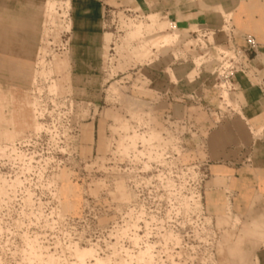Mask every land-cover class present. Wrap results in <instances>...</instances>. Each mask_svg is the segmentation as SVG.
<instances>
[{
	"label": "rangeland",
	"instance_id": "374dc122",
	"mask_svg": "<svg viewBox=\"0 0 264 264\" xmlns=\"http://www.w3.org/2000/svg\"><path fill=\"white\" fill-rule=\"evenodd\" d=\"M75 6V0L47 1L35 62L0 59V264H254V252L264 243V219L241 213L227 181L210 171V164L224 162L220 154L210 159L201 132L183 111L176 116L167 110L199 101L206 91L228 111L212 88L214 79L198 80L213 65L202 63L204 30L225 47L241 46L235 36L227 42V16L214 26L193 25L174 34L166 17L127 13L119 5L111 6L112 15L107 8L106 39L114 49L108 51L107 44L100 105L68 100L52 109L44 93L39 103L33 93L54 82L66 97L72 87L63 40L70 42V29L64 31ZM161 34L171 37L154 44ZM145 63L167 70L172 86L160 91ZM184 69L195 90L188 97L175 87L180 81L174 73ZM226 103L237 108L232 98ZM37 104L48 120L42 139L33 135ZM215 111L214 122L223 128L227 113ZM21 114L28 124L15 134L12 119ZM91 121L86 138L83 126ZM65 128L67 139L61 141ZM151 129L159 138L140 141L153 135ZM236 146L229 147L233 156ZM83 249L89 252L82 256Z\"/></svg>",
	"mask_w": 264,
	"mask_h": 264
},
{
	"label": "crops",
	"instance_id": "0c3cea01",
	"mask_svg": "<svg viewBox=\"0 0 264 264\" xmlns=\"http://www.w3.org/2000/svg\"><path fill=\"white\" fill-rule=\"evenodd\" d=\"M47 1L0 0V59L25 65L35 62L43 38ZM75 3L77 6L70 18L68 50V73L72 87L67 95L92 106L100 105L102 101V89L98 84L104 74L107 44L108 51L111 48V42L106 39L109 32L104 14L111 6H131L146 17H166L176 21L180 31H187L193 25L211 27L218 19L227 16L226 20L239 45L245 46L246 35L256 39L258 49L246 60V70L234 76L232 99L237 108L235 112H226L228 122L223 128L214 122L212 110H216L217 106L211 96L207 97L206 91L199 98L200 102L188 99L178 109L174 104L167 110L176 116L177 110L183 111L186 119L201 132V143L205 144L210 159H213L211 154H220L219 159L224 162L210 164V171L217 180L227 181L234 193V204L241 209V213L264 219V0H75ZM159 36L154 38V44H158L164 34L161 39ZM59 63L65 64V59ZM143 66H146L144 69L150 72L160 91L172 86L167 70L149 63ZM184 71L181 70V75L174 73L180 81L175 87L189 96L195 90L186 83L189 72ZM198 80L206 82L212 78L204 73ZM204 111L207 118L204 114L200 118L199 113ZM183 115L180 113L179 116ZM27 120L25 114L13 117V132L20 133L28 124ZM94 124L91 121L83 126L86 138H91ZM191 140L194 144V139ZM237 144L239 148L233 156L229 147L236 148ZM235 156L240 158V163L235 162ZM232 159L234 162L230 161ZM218 190L227 191L225 188ZM254 264H264V243L254 252Z\"/></svg>",
	"mask_w": 264,
	"mask_h": 264
},
{
	"label": "built area",
	"instance_id": "2783aa9c",
	"mask_svg": "<svg viewBox=\"0 0 264 264\" xmlns=\"http://www.w3.org/2000/svg\"><path fill=\"white\" fill-rule=\"evenodd\" d=\"M122 11L127 12V13H132V12H139L137 9H134L130 6H124L122 8ZM108 14L114 15L116 13L115 7H109L107 10ZM140 14V13H138ZM146 17V15H143ZM169 23V30L172 33H177L179 30V27L177 25L176 21L168 20ZM64 32H69V30H65ZM204 34L202 37L206 38L207 42L204 47V54L203 56H207L205 61L202 63H210L212 62V69H206V72L211 76L212 79H214V84L212 85V88L216 89L218 91V97L219 101H222L226 104V107L228 108L227 112H235L236 108L232 107L230 104L226 103L227 99L232 98V92L234 90L233 87V79L236 73L238 72H244L246 70V60L249 58L251 53H254L258 49V42L256 39L251 36V35H246L244 37L245 40V46H238L235 44H231L230 41H232L233 38V32H232V27L230 23H225V29L224 32H226V36L228 37L227 42H229V46L225 47L222 43H217L213 40H210L209 34H211L210 31L204 30ZM65 35V34H64ZM69 46L68 40L65 39L63 40V49H67ZM111 49H114V47H111ZM216 52V57L211 58L210 53ZM174 61H177L176 58H174ZM214 61V62H213ZM138 72V71H137ZM136 72V73H137ZM189 76V75H188ZM172 83V82H171ZM175 84V83H173ZM43 93L48 97L50 100V104L52 106V109H57L60 108L62 102H67L68 100L70 101H78L77 99L71 97L70 95H66V97H61L58 92L53 89V88H40L36 87L34 90V101L35 103H39L41 100V97ZM187 96V95H186ZM188 97V96H187ZM217 112L222 114L226 113L225 111L220 110L219 105L215 108ZM45 109L38 106H36V118L39 120L38 127L35 128L34 130V138H40L42 139V136L44 134L45 128L48 124V120L45 117ZM180 126H188L187 125V120L183 119H176L175 120ZM69 124V123H68ZM185 124V125H184ZM62 139L61 141H65L67 139L68 135V129H64L62 132ZM94 171H98V169H95Z\"/></svg>",
	"mask_w": 264,
	"mask_h": 264
},
{
	"label": "bare ground",
	"instance_id": "6f19581e",
	"mask_svg": "<svg viewBox=\"0 0 264 264\" xmlns=\"http://www.w3.org/2000/svg\"><path fill=\"white\" fill-rule=\"evenodd\" d=\"M67 3H69V1H67ZM47 14L50 16V14H52V11L49 10V11L47 12ZM45 18H46V16H45ZM70 27H71V26L69 25L68 28H66V30H69ZM161 35L163 36V34H161ZM161 35H160V36H161ZM164 35H165V34H164ZM160 36H159V37H160ZM169 36L171 37V34H168V35L166 34V37H163L162 39H161V37H160V38H159V39H161V40H160V43H161V42H164V41L167 42V41L169 40V39H168ZM21 71H22V70H21ZM23 74H24V73H23ZM25 76H26V75H25ZM51 86H52V88L56 89V83L53 82V84H51ZM151 131H152V129H151ZM152 133H153L154 136H153V135H152V136H147L148 139H147L146 141H144V140L141 139V138H139V140L142 141L143 143H144V142L146 143V142H151L152 140H154V139H158V138H159V132H158V131H153ZM136 140H137V139H136ZM136 140L134 141V143L136 142ZM87 252H89V249H88V250H87V249H83L82 252H81V253H82V256L85 255Z\"/></svg>",
	"mask_w": 264,
	"mask_h": 264
}]
</instances>
